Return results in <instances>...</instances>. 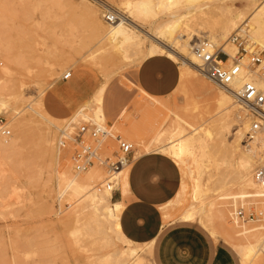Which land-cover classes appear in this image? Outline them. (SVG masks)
Masks as SVG:
<instances>
[{
    "label": "rangeland",
    "instance_id": "374dc122",
    "mask_svg": "<svg viewBox=\"0 0 264 264\" xmlns=\"http://www.w3.org/2000/svg\"><path fill=\"white\" fill-rule=\"evenodd\" d=\"M82 1L0 0V95H2L0 116L6 120L11 130L9 137H0V144L4 142L7 145L5 143L7 138L13 145L8 150L0 148V264H94L95 259H97L96 263L100 264L105 255L107 256L108 252L111 253L115 246L119 245V242L114 240L112 245L101 242L99 235L93 230L94 225L88 223L89 213L84 210L80 214L76 213L82 223L77 224L83 225H80L81 227L87 225L90 227L82 228L81 235L77 239L72 234L77 219V215L74 216L73 213L75 209H79L78 201L70 197L69 192L62 194L60 191L63 190L60 187L63 186L62 172L69 178L76 174L71 161L73 148L68 147L58 154V136L66 127L85 121L96 122L92 119L90 100L102 85L106 84L104 110L108 122L101 124L110 126L114 135H120L134 144L132 156L143 154L144 150L141 147L143 144L139 146L126 130L128 127L142 125L145 120V113L138 103L155 102L156 99L144 95L136 87L135 71L141 63L139 57L142 54H135V47L129 48L128 54L131 58L125 60L121 53L113 52L114 49L110 45L98 43L96 35L97 33L99 35L100 31L84 13ZM87 1L100 13L104 27L108 25L104 18L108 9L102 5L105 3L123 15L134 16L143 31L151 32L158 24L166 20H174L173 22H180L182 33L204 31L205 33L202 32L204 36L216 35L217 39L219 38L216 43L219 45L224 43V39H220L216 29L219 26L217 17L206 20L204 17L206 18V12L209 17V9H217L219 5L233 8L237 12L241 11L243 18L239 22V28L230 32L228 37L239 32L243 36H248L250 42L258 45L260 50L264 48L251 30L253 24L247 18L254 8L250 0ZM139 1L151 2L148 13L131 11L123 5L125 2ZM256 3L259 4V1ZM205 5L210 6L209 9H205L206 11L203 10ZM202 7L204 12L200 10ZM172 15H176L175 19L171 17ZM242 28H245L244 32L240 31ZM198 39H209V37ZM151 42L153 41L146 40L144 50H147ZM233 45L237 53L238 47L234 42ZM181 62V60L178 62L180 66ZM68 71L72 72V77L63 80V75ZM257 73L264 81V54L261 65L257 66ZM177 87L170 95L158 99L167 105V108L163 109L164 114L167 115L165 130L171 132L180 128L188 134L198 128V134L209 139L208 144H211L209 150L212 149V154L210 161L203 165L201 181L210 190L202 197L203 202L200 197L198 198L190 217L181 218L201 224L179 222L178 216L183 208L193 202L191 196L193 179L180 162L165 152L155 151L171 157L182 167L178 168L167 158L168 166L160 161H153L147 163L144 168L146 173H153L155 176L153 187L157 189L153 191V195L171 197L164 199L155 207L160 222L166 224L160 238L174 239V242H170L171 244L166 247L171 251L170 254L179 250L187 252L188 249L190 252L194 250L197 257L203 253H210L212 264H241L246 248L252 247L250 264H264V221L244 223L235 216L239 208H243L246 212L250 210L262 212L264 216V190L258 186L257 189L261 191L251 193L244 189L237 176L225 175L227 173L225 170L231 168L230 154L225 152V149L219 153L218 149L214 151L212 140L205 135L206 132L215 133L214 110L219 96L224 91L200 72L196 74L184 71ZM9 91L11 94L8 93ZM13 92L15 97L12 95ZM48 98L55 99L60 106L69 110V115L71 114L69 120L68 118L66 121L51 119L52 122H48L33 112L31 107L50 119L43 106L38 105L39 101L47 103ZM83 107L86 108L84 112L75 116V112ZM247 113L244 108L233 112L236 121L226 136L228 141H233L234 133L242 123L246 121L250 126L252 117ZM16 121H21L25 125L19 128ZM13 123L17 126H13ZM168 132L167 136L152 139L144 145L156 147L165 144L167 142L165 138L169 136ZM248 133L244 140L249 137ZM259 133H264V129ZM248 143L250 141H244L242 145ZM102 145L107 153L117 149V141L112 136L106 138ZM258 150L259 156L262 154L264 158L262 148ZM129 164L133 174L136 164L132 159ZM254 165L251 172L253 179L256 168L264 166V159ZM163 168H166L163 177L169 175L172 180L169 183L159 180ZM183 170L187 176L184 175ZM79 174V179L87 184L102 180L96 188H103L102 184L107 177L105 168L98 165ZM140 174L143 175L145 172L141 171ZM120 187L121 179L117 181V191H120ZM178 189L179 192L173 199ZM117 191L113 192L114 199L119 197ZM170 199L173 201L167 204ZM129 203L128 196L126 207ZM165 214L169 216L167 222H165ZM65 215H68L66 219L60 220ZM181 224L189 226L181 227ZM159 242H155L152 246V256L149 257L150 261L147 264H159L156 255L158 244L161 243ZM141 254L145 256L149 253L141 252ZM171 260L175 262L174 264H179V257H171ZM196 264L200 262L197 261Z\"/></svg>",
    "mask_w": 264,
    "mask_h": 264
},
{
    "label": "bare ground",
    "instance_id": "6f19581e",
    "mask_svg": "<svg viewBox=\"0 0 264 264\" xmlns=\"http://www.w3.org/2000/svg\"><path fill=\"white\" fill-rule=\"evenodd\" d=\"M257 1H259V4L256 3ZM82 2L85 8L84 13H86L88 17L91 18L95 27L100 31L99 35L98 33L96 35L98 39L97 40L98 43L110 45L112 49H114L113 52L115 51V53L116 52L121 53L125 60H128L131 58L130 54H128V51H129V48H132V47L136 48L134 50L135 54H138V55L142 54L139 57L140 62L154 55H163V56L173 59L176 62H179V60H181L182 61L181 62L182 65L180 66L181 72H179L180 79L182 78V74L184 71L187 73H196V74L200 72L197 67L199 61L194 55L193 50H191V48L193 47L195 43V40H198V38L200 37H209V39L215 46L222 48L231 57H234L236 54V48H235V45H233V41L231 39L232 35L228 37V34L232 32L233 30L239 28V22L243 18V14L241 13V11L237 12L233 8H229L225 6L220 7L221 5H219V7L217 6L218 7L217 9H214V8L209 9L210 6L205 5L206 6L205 8L202 7L200 9L202 11L203 8H204L203 10L208 8L210 11L209 17H207V12H206V18L204 17L205 20L208 18L212 19V18L217 17L219 26L216 29H217V32H219L218 35H220L219 36L220 39H224V43L223 44L221 43V45H219L216 43L218 42L217 40L219 39V38L217 39L216 35H205L204 36L203 35V33H205L204 31H202L203 33L202 32L201 33H198V32L197 33L196 32L182 33L181 28L179 27L180 22L178 21L173 22L174 20L173 21L166 20L158 24L155 27V29L151 32L149 30L143 31L141 30V26L137 23L138 20L134 16L131 17L130 15H123L119 11L109 7L103 2L104 3L102 4L103 6H105L108 10L116 11L119 15L118 21L114 23H108L109 27H107L108 26L107 25L105 26L106 27L105 28L102 22L103 20L102 21L100 20V16H99L100 13H98V11L95 9L96 7L94 6L95 7L94 8L93 6H91L92 4L90 5L87 0H83ZM146 2L147 1H139L136 3L125 2L123 3V5H126L128 10H131V11L137 10L136 12H139V13H148L149 12L148 6H149V3L151 2H148V3ZM250 2H251L250 4L254 6V8L252 9V11L249 12L247 18L253 24L251 30L253 31L255 36L258 38V40L261 42L262 46H264V0H250ZM160 4L162 3L160 2ZM193 12L195 11H192V13ZM208 15H209V12H208ZM175 16L172 15L171 17L175 19ZM244 27H246V24L244 25ZM244 30L245 28L240 29L241 32H244ZM147 39L153 42H151L147 50H144V45ZM102 47H104V45ZM230 61H232V59ZM242 77L244 78L243 80H240L234 83V88H236L237 90L241 88L245 79L254 81L260 89L264 90V81H262L260 74H255V72L248 71L247 73L242 75ZM263 78H264V75H263ZM182 82L184 83V81ZM105 86L106 84L102 85V87L98 90V92H96L95 95L93 94L94 96L90 100V103L92 105L90 107L92 111V116H93L92 119L99 124L105 123L103 113H102V95H103ZM8 93L11 94L10 91ZM14 94L15 93L13 92L12 93L13 97H15ZM1 96L2 95H0V98ZM237 103L238 102L234 99V95L231 92H227V91L222 92L221 96H219V99L217 101V106L214 110L215 111L214 113L216 116V119L214 120L215 133L211 134L209 132H206L205 135L210 137V139L212 140V148L214 149V151H216L215 149H218L217 152L219 153V151L221 152L222 149H225V152H228L230 154L229 166L231 168H229L227 171L225 170V173L227 172L225 175L233 174L237 176L241 180V184L243 185L244 189L251 191V193H254L260 190V189H257L258 186L263 188L261 190H264V181L256 182L252 177L253 175H251L253 167L255 166L254 163H256L259 160L262 161L264 159L262 157L263 156L262 154L261 156H259L260 154H258L259 153L258 149L262 148V150L264 151V133H259L260 132L259 131L255 135H252L249 137L247 136L248 137L247 140H244L246 133H248V130L250 129L249 124L246 123L245 121V123H242L241 127H239L235 131L234 133L235 138L233 139V141L230 142L226 139L227 134L230 132L231 126L234 125L236 121L235 118L233 117L234 116L233 112L240 108H243L241 104L239 103L237 104ZM39 104L43 106L42 101H39L38 105ZM31 109L37 115H39L40 117H43L44 121L52 122L51 119L60 121V119L53 118L52 116H50V119L47 117H44L41 114V112H39L35 108L33 109V107H31ZM85 109L86 108L83 107L82 109L76 111L74 115L78 116L79 114L83 113ZM248 116L250 115L248 114ZM66 119L65 120L62 119V120L66 121ZM67 120H69V118ZM16 123L19 126V128L25 125V123H22L21 121H16ZM237 123H238V120H237ZM17 125L13 123V126L16 127ZM167 132L168 130H165L159 137L161 138V137H164L165 135L167 136ZM168 133H169V136L165 138V141H167L165 144L163 143L162 145H159L156 147H153L147 144L145 145L143 144V146H141V143H138V145L143 147V149L146 151H160L163 153L165 152L167 153V155L169 154L172 158H174L175 160H177L178 162H180L182 165H184L187 168L189 175L193 179V191H192L193 202L189 205L186 212L182 215V218H188L192 215L193 208L196 202L198 201V198L200 197L201 202H203L202 197L206 194L207 191L210 190L209 187H205V185L202 183L201 175H202L203 165L207 161H210L209 159L211 158L212 149L209 150V146L211 144H208L209 139H207L203 135L198 134V128H196L195 130H193L192 132L188 134L185 132L184 129H180V128L177 130L168 132ZM211 140L209 143H211ZM244 141L245 142L250 141V143L246 145H242ZM5 143H7V145L4 144V142H1L0 148L4 150L6 149L8 150V148L13 146L12 141L10 144L7 138L5 139ZM214 151H213V154H214ZM128 166L124 167L121 171L116 173L118 182L120 179H122V176L124 175ZM79 177H80L79 173H76L71 178L66 176L63 172L61 174V180H62L63 186L60 188L63 191H60V192L62 194L65 192H69V196L75 198L76 201H78V203L77 202L76 203L79 209L78 210L75 209V213H73V215L74 216L77 215L76 213L78 212L80 214L83 212V210L87 211V213H89L88 218H90V220H88V223L90 222L91 225L92 224L94 225V226L92 225L93 230L96 232V234L99 235L98 238L99 240H101V242L103 241L105 243L108 242L109 245H112L113 240L119 242V245L115 246L114 251H112L111 253L108 252L107 256L105 255L104 258L102 257L103 259L100 258L102 259L100 261V264H144L145 262H147L146 257H144V255H142L141 252H147V254L148 253L150 254L151 244H138V243H135L127 239L123 235L121 228H120L119 219H120L121 211L124 208V206L122 203L112 200L113 191L104 186L103 188H100V187L96 188L97 185L101 183L102 180H99L96 183L93 182V183L87 184L86 182L80 180ZM68 215H65V217L60 218V220H65ZM76 217H77L76 227L72 231V234L75 235V238L77 239L78 236L81 235L80 231L82 230V228H86L90 226L87 225L85 227H81L83 225H81L82 224L80 222L81 220L78 219L79 215H77ZM85 220L86 219H84V221ZM78 222H80L81 224L80 223L77 224ZM107 245L108 244H106V246ZM143 245L145 247H143ZM252 251H253L252 247L246 248V251L243 253L244 255L243 264H250V259H251L250 255L251 253H253ZM96 262H97V259H95L93 263L95 264Z\"/></svg>",
    "mask_w": 264,
    "mask_h": 264
},
{
    "label": "crops",
    "instance_id": "0c3cea01",
    "mask_svg": "<svg viewBox=\"0 0 264 264\" xmlns=\"http://www.w3.org/2000/svg\"><path fill=\"white\" fill-rule=\"evenodd\" d=\"M181 67L180 64L173 59L163 56L154 55L143 60L135 71V82L136 87L144 94L151 98L156 99L155 102L143 101L138 103V106L142 108L145 113V120L140 126L128 127L126 132L130 134L131 138H134L138 143L144 144L147 141L158 138L165 130L167 123V115L164 114L163 109L167 108V105L163 101H158L161 97H166L173 93L177 88L180 81ZM102 95V113L105 123L108 122V117L104 110V92ZM47 103L43 101V108L47 114L57 119H66L71 116L69 110L65 107L60 106L55 99L48 98ZM47 104V106H46ZM163 114L164 116H162ZM173 112L170 113L172 117ZM162 116V117H161ZM144 150V149H143ZM141 152V151H140ZM132 162H135V171L132 174L131 164H129L124 175L121 179L120 191L118 190L119 197L114 199V193L112 194L113 200L123 204L124 208L120 214V228L123 235L138 244H151V253L145 255L147 264L152 256V246L155 242H159V248H157V260L159 264H174L171 257H179V264H196L197 261L200 264H212L211 254L203 253L197 257L196 252L190 249L186 251H178L177 253H169L168 247L174 242V239L164 238L161 239V233L165 229L166 224L160 222V216L156 210V206L161 203L164 199L171 198L170 196H154L153 191L157 188L153 187L155 182V176L153 173H146L145 165L149 162L160 161L163 164H167V158L170 159L178 168V165L171 157L155 152L146 151L139 155L131 157ZM137 162V163H136ZM182 168V167H181ZM167 170H169L167 168ZM181 170V169H180ZM141 171L145 174H140ZM166 168H163L162 174L159 180H163L164 183H169L172 180L165 176ZM184 175L187 176L183 170ZM169 174V172L167 171ZM167 176V174H166ZM167 185V184H166ZM181 186V184H180ZM180 189V187H179ZM179 189L174 195L176 198ZM193 191V190H192ZM130 199L129 205L126 207V201ZM192 196V195H191ZM173 199L168 200L166 203L169 204ZM189 206H185L183 211L178 216L179 222L182 223H194L197 221H185L182 220V215L186 212ZM165 222L168 221L169 216L165 214ZM199 223V222H197ZM201 224V223H199ZM181 227L189 226L181 224ZM152 239V240H151ZM149 241V242H148ZM171 252V251H170ZM148 256V257H147ZM242 257V256H241ZM241 264H243V257L241 258Z\"/></svg>",
    "mask_w": 264,
    "mask_h": 264
},
{
    "label": "built area",
    "instance_id": "2783aa9c",
    "mask_svg": "<svg viewBox=\"0 0 264 264\" xmlns=\"http://www.w3.org/2000/svg\"><path fill=\"white\" fill-rule=\"evenodd\" d=\"M108 23L119 20L116 11L108 10L104 14ZM245 35V34H244ZM232 41L237 45L238 52L231 57L222 48L216 47L209 39H198L193 47V53L198 59L200 73L211 83L224 91L231 92L234 99L243 106L252 117L248 136L255 135L264 128V90L260 89L254 81L244 80L240 89L234 88V83L243 80L248 71L257 73V66L263 61L264 48L259 49L258 45L251 43L248 36L239 32L231 36ZM232 59V62L230 60ZM72 77L68 71L63 75V80ZM11 130L6 120L0 116V137H9ZM114 137L117 141V149L107 153L103 149V142L108 137ZM68 147L73 148L71 156L72 166L76 173H84L90 168L98 165L104 167L107 173L104 187L117 191L116 173L129 165L134 152V144L120 135H114L110 126H105L93 121L77 123L60 131L57 140L58 154ZM256 182L264 181V166H259L254 171ZM235 216L242 222L264 221L262 212L250 210L246 212L239 208Z\"/></svg>",
    "mask_w": 264,
    "mask_h": 264
}]
</instances>
